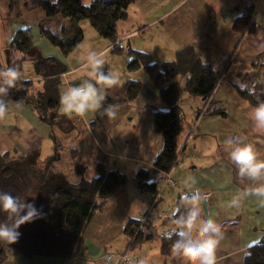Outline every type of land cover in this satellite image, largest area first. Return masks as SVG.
<instances>
[{"label": "crops", "instance_id": "1", "mask_svg": "<svg viewBox=\"0 0 264 264\" xmlns=\"http://www.w3.org/2000/svg\"><path fill=\"white\" fill-rule=\"evenodd\" d=\"M82 1L89 4L90 0ZM247 8L254 11L250 20L252 32L240 34L233 30V22ZM35 9L20 8L17 15L9 16V31L0 28V65L17 68L22 73L17 82L30 83L29 91L34 95L33 104L14 103L0 97L7 107L0 114V152L3 153L0 157L35 154L36 164L42 168L57 145L58 160L52 168L69 183L80 182L73 171L72 153L84 168V179H93L95 166L101 164L125 175L126 181L89 221L77 256L62 262L51 258L26 260L7 253L2 264H118L117 255L126 252L129 246L130 264H183L180 258H172L171 252L167 256L161 254L159 233L173 224L177 200L197 189L209 195L206 202H200L201 215L222 225L223 239L216 250V264H243L247 249L264 238V199L254 195L243 197V193L264 181L241 178L228 159L229 149L224 141L229 135L244 136L264 159V132L254 129L248 119L251 107L232 87L236 75L249 73L264 52V0H135L125 19L116 25L114 45L92 30L88 42L83 36L81 44L68 56H63L39 35L36 27L45 17L40 8L37 12ZM0 25H3L1 20ZM27 28L33 35V57L9 49L14 33ZM90 42L99 48L91 47ZM113 47L146 53L150 63L156 65L173 61L178 50L191 47L221 75L210 106L222 111L224 117L205 115L206 104L187 95L184 82L178 91L184 124L177 139L181 155L169 171L174 189L168 184L158 187L162 173L155 172L153 167L160 153V136L154 131L153 115L167 109L159 101L147 74L142 70L128 72V57L113 53ZM92 50L102 57L110 54L112 69L108 65L103 68L119 78L105 96L126 81L139 82L142 86L134 101L111 105L117 110L115 119L104 115L101 107L84 117L59 111L60 96L67 87L90 79L85 58ZM49 58L54 63L47 64L44 71L47 78L43 79L34 63ZM23 60H27V66H22ZM43 118L51 124L43 123ZM141 169L152 172L157 184L158 198L147 222L153 236L149 241L129 245L123 235L127 221H140L152 201V195L137 188L135 174ZM186 184H191V188ZM237 196L243 197L238 206H230ZM252 228L261 235L255 236ZM108 255L111 259L106 261Z\"/></svg>", "mask_w": 264, "mask_h": 264}, {"label": "trees", "instance_id": "2", "mask_svg": "<svg viewBox=\"0 0 264 264\" xmlns=\"http://www.w3.org/2000/svg\"><path fill=\"white\" fill-rule=\"evenodd\" d=\"M18 4L23 0H8ZM135 0H90L83 5L81 0H58L51 3L43 0L39 8L44 19L37 25L39 35L52 47L58 49L63 56L73 53L83 40L82 21H86L90 28L101 38L114 44L116 25L124 20L129 7ZM252 9L247 8L233 22V30L237 33L252 32L249 25ZM33 35L31 29H21L14 33L9 43V49L22 55H33ZM117 55L122 50L112 48ZM126 63L128 72L144 71L151 79L159 101L166 107V111H156L153 115V128L157 134H162L165 147L154 160L155 172L167 173L173 167L178 145L177 139L183 132L184 117L178 105L177 78H184V92L210 103L213 91L221 75L204 61L191 47L178 50L173 61L159 65L151 64L149 55L143 52L129 50ZM33 57V56H32ZM264 52L249 73L237 74L232 87L237 96L251 108L258 101H264ZM18 63V62H17ZM54 63L49 58L35 61L34 66L39 76L47 78L44 72L47 64ZM62 70H60L61 72ZM105 71V69H104ZM58 83L56 82V85ZM30 83L17 82L9 93L4 96L14 103H34V95L30 94ZM48 90H51L49 87ZM142 86L139 82L126 81L120 88L105 96L101 108L105 109L116 103H130L139 95ZM252 90L250 94L249 90ZM54 91V90H53ZM113 97L117 98L114 99ZM53 103L49 107L54 108ZM207 106V105H206ZM205 107V115H219L222 111ZM50 125L49 119H42ZM52 138V136H51ZM58 146L54 153L47 158L42 168L36 162L35 154H23L15 158L7 155L0 157V192H9L28 202H34L37 208H42L45 218L26 223L19 229L21 235L14 244L1 243L0 264L6 260L7 253H15L26 260L51 258L65 262L78 255L81 247L82 235L89 221L99 212L107 199L113 196L125 185L126 177L122 173L108 170L103 165L95 166V177L86 180L83 177L84 168L76 162L77 156L72 153L74 173L80 177L76 185L69 183L65 177L54 171L52 164L58 160ZM264 151V148H263ZM154 174L146 170H138L135 182L140 192L153 195L157 192ZM99 201V203H97ZM176 212L172 223L185 212L183 199L176 202ZM6 217L0 214V221ZM141 221L128 220L123 235L132 245L152 239V232L145 222L140 228ZM176 236L160 238V252L167 256L172 249ZM243 264H264V238L247 249Z\"/></svg>", "mask_w": 264, "mask_h": 264}, {"label": "clouds", "instance_id": "3", "mask_svg": "<svg viewBox=\"0 0 264 264\" xmlns=\"http://www.w3.org/2000/svg\"><path fill=\"white\" fill-rule=\"evenodd\" d=\"M51 2L55 4L58 0ZM104 63V59L96 51L87 53L85 66L89 69L87 76L90 79L67 87L60 96V112L84 117L101 107L107 89L119 82V78L111 71H104ZM21 78L22 73L17 68L0 65V97L6 96ZM249 91L251 94L252 90ZM6 111L5 103L0 101V114ZM103 114L115 119L116 107H106ZM248 119L253 123L255 130L264 132V101H258L257 105L250 109ZM159 136L160 152H162L165 141L162 134ZM224 143L229 149L228 159L241 178L264 181V159L260 158L253 144L246 142V137L229 135ZM2 154L0 152V155ZM186 187L191 188V184H186ZM248 195L264 199V183L245 190L243 197ZM243 197H235L230 202V206H238ZM182 199L185 212L175 220L177 227L166 233L168 238L172 235L177 237L172 245L171 257L180 258L183 264H216V250L223 239L222 225L211 217L201 215L199 205L207 197L198 189L187 192ZM175 211L179 212V209ZM0 214L6 217L5 220L0 221V242L9 245L18 241L21 235L19 229L22 225L45 218L42 208H37L34 202H28L9 192H0Z\"/></svg>", "mask_w": 264, "mask_h": 264}, {"label": "rangeland", "instance_id": "4", "mask_svg": "<svg viewBox=\"0 0 264 264\" xmlns=\"http://www.w3.org/2000/svg\"><path fill=\"white\" fill-rule=\"evenodd\" d=\"M41 1H43V0H23V1H21V2H19L18 4H14L13 2H11V1H8V0H0V2H3V3H0V20L1 21H3V25L1 26L0 25V28H2L3 30H5V31H9V21H8V19H9V16L11 15V13H13V14H15V15H17L18 14V12H19V9L20 8H23V7H26L27 9H34V8H36L34 11H38L39 9V3L41 2ZM48 1H50V0H48ZM2 4H4V5H2ZM22 5L23 4V7L22 6H20V5ZM82 4L85 6V5H88L87 3H84L83 1H82ZM28 11H31V10H28ZM253 11V10H252ZM35 14V13H34ZM253 14H252V12H251V16H252ZM31 16H34V15H31ZM251 16H250V20H251ZM3 19V20H2ZM250 22V21H249ZM251 24L249 23V25L248 26H250ZM80 27H81V29L83 30V33H84V37H85V41H87V38L89 39V37H88V35L89 34H92V29L90 28V26L88 25V23L86 22V21H82L81 23H80ZM94 34V33H93ZM101 39H103V38H101ZM103 40H105V39H103ZM88 42V41H87ZM88 45H91V47H93V48H99V46H97V45H94V44H92L91 42L90 43H88ZM114 45V44H113ZM58 50V49H57ZM92 51H96V50H92ZM123 51V50H122ZM126 52L127 51H123L122 52V54L123 55H125L126 56ZM121 54V55H122ZM109 56H110V54L108 53L107 55H104L102 58L104 59V61H105V63H104V65L105 66H107L108 65V67L110 68V69H112V63L110 62V60L111 59H108L109 58ZM125 56H123V57H125ZM112 58H114V59H112V60H116V58L115 57H112ZM129 59V58H128ZM22 66H27V60H23L22 62ZM183 82H184V78H182V77H179V78H177V84H178V91L181 89V86H182V84H183ZM107 95H109V94H107ZM113 98H115V97H113ZM206 105L207 106H205V107H208V105H211L209 102H206ZM181 154H180V151L178 150V152H177V155H176V158H177V156H180ZM176 158H175V160H176ZM179 159V158H178ZM178 161V160H177ZM175 162V161H174ZM154 195V194H153ZM260 230V229H259ZM252 232H254L255 231V228H252V230H251ZM254 233H256V235L255 236H259V235H261V233L260 232H254ZM1 243H3V242H1ZM1 243H0V245H1ZM128 253H129V251H128ZM128 253H127V255H128ZM128 259V258H127ZM130 261V260H129ZM131 262V261H130Z\"/></svg>", "mask_w": 264, "mask_h": 264}, {"label": "built area", "instance_id": "5", "mask_svg": "<svg viewBox=\"0 0 264 264\" xmlns=\"http://www.w3.org/2000/svg\"><path fill=\"white\" fill-rule=\"evenodd\" d=\"M254 12V11H252ZM179 156H177L173 166L177 163V160H178ZM165 184H168L170 185L173 189L176 188L173 180L170 178V175H169V172L167 173H163L162 174V178L161 180L158 182V187L162 188ZM204 196L207 197V199L209 198V195L208 194H202ZM158 196V193H155L154 195H152V201H151V204H150V207H149V210L147 211V213L143 216V218L140 220L141 221V224H140V228L142 227V225L145 223V222H148V219H149V216H150V209H152V207L154 206V204L156 203V200H157V197ZM206 200H202V201H207ZM177 225L176 224H172L171 226H169L167 229L165 230H162L160 233H159V237L160 238H166V233L170 232L173 228H176ZM173 236V235H172ZM133 241H131L129 243V245H132ZM130 249V246L127 248L126 252H124L123 254H119L117 255V259H118V264H130L131 262L127 259V253ZM111 259V256L108 255L105 257V260L106 261H109Z\"/></svg>", "mask_w": 264, "mask_h": 264}, {"label": "water", "instance_id": "6", "mask_svg": "<svg viewBox=\"0 0 264 264\" xmlns=\"http://www.w3.org/2000/svg\"><path fill=\"white\" fill-rule=\"evenodd\" d=\"M205 206H206V203H205V202H203V203H202V207H205Z\"/></svg>", "mask_w": 264, "mask_h": 264}]
</instances>
